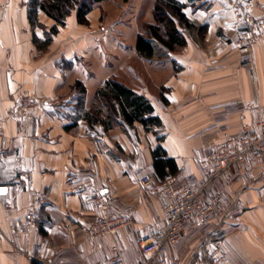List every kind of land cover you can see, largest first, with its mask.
Listing matches in <instances>:
<instances>
[{
    "label": "crops",
    "instance_id": "0c3cea01",
    "mask_svg": "<svg viewBox=\"0 0 264 264\" xmlns=\"http://www.w3.org/2000/svg\"><path fill=\"white\" fill-rule=\"evenodd\" d=\"M107 1L87 12V24L72 11L38 50L32 32L43 37V29L31 28L28 0H0V186L6 187L0 194V264H109L113 247L125 264H139L138 240L162 224L167 201L139 182L142 175L161 177L152 149L160 145L181 179L196 185L208 151L264 118V38L251 46L248 61L235 43L244 18L236 19L228 2L178 0L206 31L146 59L137 54L135 39L143 23L153 21L154 0H114L113 11ZM143 1L147 14L138 20ZM253 2L248 11L264 16V0ZM38 21L46 29L54 22L43 12ZM111 76L147 97L161 124L145 129L136 121L128 131L105 130L75 117V81L83 84L89 108ZM24 93L43 101L28 119L11 114ZM91 188L130 213L132 222L112 235H89L86 224L96 211ZM34 193L38 217L24 235L18 227ZM214 193L216 209L185 226L168 248L167 264L205 259L216 245L223 264H264V155L252 153L219 175L206 198Z\"/></svg>",
    "mask_w": 264,
    "mask_h": 264
},
{
    "label": "built area",
    "instance_id": "2783aa9c",
    "mask_svg": "<svg viewBox=\"0 0 264 264\" xmlns=\"http://www.w3.org/2000/svg\"><path fill=\"white\" fill-rule=\"evenodd\" d=\"M223 1L228 2L235 10L236 19L244 18L245 22L239 27L235 42L247 52L254 43L264 38V16L254 17L249 12L254 4L253 0ZM42 103L41 99L24 93L14 105L11 114L28 119ZM251 152L264 154V123L261 121L256 123V127L243 125L239 133L226 137L208 151L199 162L204 178L196 185L182 180L179 173L165 172L158 180L142 175L139 179L141 186L155 194L165 196L167 201L163 207L162 224L156 231L138 240L141 253L139 264H167L168 248L181 238L185 226L193 219L205 218L216 209L219 195L214 193L207 199L208 184L243 162ZM89 197L96 205L94 215L86 224L89 235H112L118 228L132 222L131 214L118 210L100 189L91 188ZM39 202V195L32 194L31 201L25 207L19 223L18 229L21 234H28L35 226ZM28 257L33 259L34 255L29 253ZM223 261L224 254L216 245L205 259L192 264H223ZM109 264H125L117 247H113Z\"/></svg>",
    "mask_w": 264,
    "mask_h": 264
},
{
    "label": "trees",
    "instance_id": "16d2710c",
    "mask_svg": "<svg viewBox=\"0 0 264 264\" xmlns=\"http://www.w3.org/2000/svg\"><path fill=\"white\" fill-rule=\"evenodd\" d=\"M101 1L103 0H28L26 12L31 28L38 26L43 29V37L32 32L33 43L38 50L45 49L72 11L75 12L77 22L87 24V12ZM183 7L178 0H154L153 21L143 23L142 32L136 35L135 50L139 56L151 59L164 55L183 47L187 42V35L204 34L207 26L192 21L183 11ZM39 12L53 19L54 22L48 29L38 21ZM73 86L75 89L73 114L90 124L99 123L105 130L118 126L124 131H128L136 121L145 129L161 124L150 100L114 76L109 77L96 89L89 108L84 107L83 84L75 81ZM151 154L153 165L160 171L161 176L165 172L176 173L172 159L160 145L153 148ZM165 166L169 167V170H165Z\"/></svg>",
    "mask_w": 264,
    "mask_h": 264
},
{
    "label": "rangeland",
    "instance_id": "374dc122",
    "mask_svg": "<svg viewBox=\"0 0 264 264\" xmlns=\"http://www.w3.org/2000/svg\"><path fill=\"white\" fill-rule=\"evenodd\" d=\"M119 1H121V2H123L122 0H119ZM130 1V0H129ZM128 1V2H129ZM108 3L107 4H109L110 5V9L113 11V7L115 6V4H114V0H108L107 1ZM113 6V7H112ZM128 7L129 6H127L126 8H124L122 11H121V13L122 12H124V15H125V11H126V9H128ZM136 8V7H135ZM135 8H134V10H135ZM138 8H140L139 9V12H138V10L136 11V13L138 14V20H140V19H143V18H145L146 17V14H147V4H146V2L145 1H143V2H141V3H139V7H137V9ZM109 12H110V10H109ZM135 12V11H134ZM125 18V17H124ZM187 38H191V35H187ZM236 40V39H235ZM236 43V42H235ZM237 46H238V44H237ZM239 47V46H238ZM240 48V47H239ZM242 51H244L242 48H240ZM250 51H251V48H250V50L249 51H245V53H247L248 54V61H250L251 60V55H250ZM162 56V55H161ZM160 56V57H161ZM157 57H159V56H156V58ZM166 58L167 59H169L168 58V54H167V56H166ZM258 121H261L262 123H264V118H259V119H257L256 121H254V122H252V123H245L246 125H250L251 127H256V123L258 122ZM244 124V125H245ZM254 154L255 152H251V153H249L248 155H250V154ZM247 155V156H248ZM262 155H264V154H262ZM246 156V157H247Z\"/></svg>",
    "mask_w": 264,
    "mask_h": 264
},
{
    "label": "water",
    "instance_id": "95a60500",
    "mask_svg": "<svg viewBox=\"0 0 264 264\" xmlns=\"http://www.w3.org/2000/svg\"><path fill=\"white\" fill-rule=\"evenodd\" d=\"M6 191V187L5 186H0V194L4 193Z\"/></svg>",
    "mask_w": 264,
    "mask_h": 264
}]
</instances>
